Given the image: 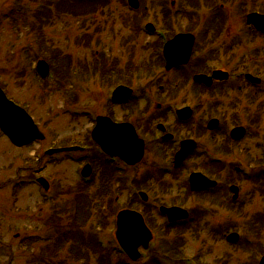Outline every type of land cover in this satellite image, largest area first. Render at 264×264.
Returning a JSON list of instances; mask_svg holds the SVG:
<instances>
[{"label": "rangeland", "instance_id": "1", "mask_svg": "<svg viewBox=\"0 0 264 264\" xmlns=\"http://www.w3.org/2000/svg\"><path fill=\"white\" fill-rule=\"evenodd\" d=\"M58 1L0 0V86L9 99L24 104L22 106L31 114L45 136L44 140L16 148L0 132V237L3 240L0 241V264H96L93 254L88 261L84 259V262L75 261L77 254H81L82 251L79 247L75 252L70 250V238L78 236L82 243L84 238L79 232H91L89 235L95 232L98 236L106 237L105 239L114 240V216L110 210L116 211L124 207L125 197L113 195L109 199L111 206L109 211H106L108 208L104 201L101 206L95 204L100 200L95 197V194L97 190L103 188V177H100L99 171H97L98 177L94 176L89 188L79 185L80 181L77 177L83 163H77V160L88 151L75 153L77 159L74 161L67 160L65 152L55 156L45 153V150L50 147L88 143L93 115L110 112L116 120L129 121L138 115L137 111L152 112L154 108L157 109L159 103L160 109H169L170 116L173 112L172 108L189 105L194 110L193 122L200 119L204 122L206 121L203 116L206 102L217 103V109L221 110L219 117L221 123L219 133L221 134L208 133L205 126H200V130L197 131L199 136L196 137L203 146L200 145L190 162L181 168L180 176L184 177L192 171V168L202 165L204 156L201 154V147L207 149L210 154L213 152L223 156L226 162L222 165L223 168L217 167V169L224 175L229 169L233 172L232 167L239 164L245 165L246 169L249 167L256 171H260L263 167L261 148L258 143L264 134V95L255 94L254 101L258 106L254 108L250 106L252 112L244 116L242 112L244 101L239 93L225 92L216 96L212 94L213 90H210V93L205 90L196 92L189 85L191 82L183 84L180 77L181 71L164 70L163 65L156 61V56H159L156 48L155 68L153 70L141 68L127 80V85L133 89L137 99L132 100L133 95L125 107L110 102L113 85L109 86L102 78L103 83L98 84L94 73H90L92 60L99 57L101 53L105 61L113 57L117 59L127 57L126 61L133 59L135 64L153 61V35L141 32L139 28L140 23L144 25L149 21L155 22V28H162V25L168 24L170 31L164 30L167 33L184 30L194 33L196 39L192 63H195L202 55L204 56L205 51L221 50L207 60L209 68L216 65L226 70H230L231 66H234V69L243 68L245 61L237 65L234 61H237L248 49L251 52L255 49L264 51V40L257 35L254 40L246 38L241 31H246L248 28L244 25L243 17L235 14L234 6L231 9L233 15L227 16L222 28L219 27L223 34L215 39L207 36V30H214V27L213 23H210L211 17L207 12L209 6L205 0H143L141 8L134 12L129 11L121 0H109L96 10L86 13L77 9L71 12L65 8L69 10L67 12L63 7L58 6ZM242 2L256 10H264V0H243ZM178 9H182L183 13L178 14ZM225 9L228 7L226 6ZM44 10L48 20L43 21L42 28L35 29L40 25L38 12ZM192 11H195L196 17H193ZM203 15H209V19L204 18ZM234 36L238 37L237 49L232 47V49L223 50L221 46H218L224 44L226 46L232 37L233 40L236 39ZM224 38H227L226 41ZM158 41L155 34V46ZM234 54H236L235 58ZM261 57H263L262 60L255 59V70H259L263 76L264 56L261 55ZM38 59L49 62L52 70L55 64L65 67L69 60L74 61V64L64 68L63 72L59 73L57 70L56 79L52 73L51 79L42 80L33 73ZM257 60L259 62H256ZM78 61L80 63H77ZM74 66L79 67L80 72H69ZM250 67L251 71H255L252 69L254 65ZM146 70L149 71L146 72ZM181 70L185 71L186 68ZM118 82L117 80L114 83ZM160 86L162 92H159ZM157 94H161V98H158ZM227 102H230L231 107L233 105V108L239 112L226 106ZM223 103L225 104L222 107ZM125 109L128 110L125 111ZM131 110L132 113L129 112ZM232 112L239 116L233 117ZM232 118L238 119L240 125H246L253 120L256 122L242 143L231 141L223 133L232 125L235 126L231 123ZM167 119L170 121L172 117ZM196 130L198 129L194 126L190 131L177 128L175 132L177 137L195 136L193 134ZM142 132L148 137L144 131ZM145 141L148 150L142 162L128 170L123 180L125 186L123 184L122 186L130 192L131 188L127 185L131 174L135 172V179H142L143 176L145 182L149 183V186L142 185L148 194L149 201L158 198L163 201L160 202L161 204L176 203L190 208L206 207V212L201 215L202 219L195 225L198 227L197 234H192L188 228L190 225L184 229L166 231L161 227L163 220L155 216V210L149 207L146 218L153 236L149 245L153 252L147 251L142 254L155 255V248L165 251V244L181 243L179 245L181 247L177 248L178 254L188 257L198 255L200 260L195 258L196 261H194L197 264H215L214 261L221 255L224 264L254 263L253 261L259 258L261 245H264V220L260 223L256 220L257 218L255 219L259 213L264 212V184L260 186L261 184L251 180L246 182L233 179L242 193L238 202L239 207H236L234 211L210 204L207 196L213 193H202L198 195L199 199L190 196L189 190L182 184L184 182L182 177L176 180L165 176L163 183H155L154 186L147 175L155 166L152 160L154 159L155 163L162 162L164 153L155 148V144L150 143L151 140L145 139ZM100 161L103 163L102 160ZM96 164H100L99 160ZM43 166L45 167L42 171H36ZM202 168L201 171L210 175L205 167L202 166ZM36 176L45 177L51 195L57 196L46 201L43 196L44 189L34 184ZM232 177H238L237 173L233 172ZM78 188L91 197L94 196L81 207L77 206L82 202L81 199L71 197ZM61 191L63 195L59 197L58 193ZM116 194H118L117 191ZM72 200L77 203L74 208L71 205ZM104 206L105 211L101 208ZM140 206L142 205H134L135 208ZM98 207L103 211L102 217L104 213L106 214L107 221H103L104 218L100 220L97 218V215L101 213ZM97 222H102L101 226H98ZM212 225L217 228L213 232V237L218 240L211 238ZM222 227L225 229L224 236L231 231L239 233L238 246L229 245L224 236L222 240L219 239ZM27 232L48 234L50 239L52 237L51 242H28L24 240ZM63 236L69 239H60ZM57 238L64 242L62 249L55 250L57 246H51L48 247L50 251L47 245L53 244V241L56 242ZM248 240L256 244L258 250L252 248L255 253L243 249L244 242ZM100 252L112 260L120 256L115 255V252L107 254V250ZM74 254H76L75 258ZM147 261L149 262V259L146 257L140 263L144 264Z\"/></svg>", "mask_w": 264, "mask_h": 264}, {"label": "flooded vegetation", "instance_id": "2", "mask_svg": "<svg viewBox=\"0 0 264 264\" xmlns=\"http://www.w3.org/2000/svg\"><path fill=\"white\" fill-rule=\"evenodd\" d=\"M243 0H205V3L210 7L211 6V10L212 12L209 13L210 17H212V22H218L220 19H227V16H232L233 12H232V8L234 6V12L235 14H239L240 17L242 16L244 19V25L248 28L246 31H241L243 34H245L247 39H252L254 40L256 35L262 37V39L264 40V30L263 31H256L254 29L253 26L248 25L246 23V18L247 15L250 12L255 11L256 9L253 7H248L246 6L245 2H242ZM234 2V3H233ZM227 3V5H226ZM230 3V4H229ZM228 7V9H225L226 6ZM230 5H232L230 7ZM259 12L264 13V11H260V10H256ZM223 34V32H221V30H213V31H207V36L208 38H215L217 39L218 37H221V35ZM236 38V36H234ZM227 38H224V40L226 41ZM238 39V37L233 40V37L231 38V40L224 45H218L219 47L221 46V49H229L232 47H234L235 49H237L236 44L238 41H236ZM153 69L155 68V48L156 51L158 52L159 55V41L157 42V45L155 46V22H154V27H153ZM213 42V41H212ZM225 46V47H224ZM216 47V46H214ZM217 51H221V50H217ZM217 51H205L204 56L202 55L198 60L195 61V63H192L193 60V55H191V57L189 58L188 63L185 65V67H189V69L187 71H185V76L181 79L183 81V84L186 83H190L189 85L193 88V90H195L196 92H202L203 90H205L207 93H210V90L212 91V94L218 96V95H222L223 93L227 92V94H231V93H239L244 101V105L242 106V112L244 114V116H247L249 112H252V110L250 109V106H252L254 108L257 107L258 105L255 103L254 100H256L255 94H257V90L254 88L249 87L250 85L247 84V82L243 79V78H237L236 73L239 72V69H234V66H231L230 70H226L218 65H216V67H212L209 68L207 65V60L211 59L214 55V53H216ZM264 56V51L263 49H259V50H254L253 52H251L249 49L247 50L246 53L241 54L240 58L237 61H234V64L237 65L238 63L241 64L242 62L245 61V65H243V68H248L249 70H251V65H254V68H252L253 70L255 69V59L259 58L260 60L263 59ZM157 57V62L159 61V59H161L160 55L156 56ZM236 57V54H234V58ZM256 62H259V60H257ZM184 65L182 66H177L174 69H181ZM214 66V65H213ZM197 68L199 71H197ZM214 70H222L225 72L226 75V79L225 80H221V79H217V78H212L209 80L210 81V86H206L205 84H201L198 83L196 81H193V75H195L196 73H201V74H205L207 76H211ZM229 71V72H228ZM256 72V70H255ZM258 74L261 76V79L264 82V73L263 76L260 74V71L258 70ZM155 75V74H154ZM253 75L254 71H253ZM233 76V77H231ZM170 95V94H169ZM261 95H264V89H261ZM225 103L222 104V107L224 106ZM237 104V102H236ZM127 104H124L123 106L125 107ZM217 103H208L206 102V109L204 110V118L206 119L205 124L207 123L208 119L210 118H219L220 114H221V110L219 111L217 109ZM184 106H188V105H184ZM184 106H180V107H184ZM226 106H228L229 108H232V110H236L234 109L233 105L231 107V103L227 102ZM180 107H176V108H172L173 112L170 116L169 113V109L166 108H162L160 109V104L158 103L157 109L154 108V110L152 112H145V111H141V112H137V116H135L132 120V123L134 124V127L137 131H139L140 133H142L143 130H145V134L148 135L150 137V143H154L155 144V148L160 149L163 153H164V158L165 159H170L175 154V152L177 151L178 148V143L180 140H182L183 138L185 139H192L195 138L196 142L198 140V138L196 136H199V133L197 131L200 130V126L202 127V123H204L202 120L200 119L199 121L193 122L194 121V110L192 107L189 106L190 111H189V116L190 118H188L187 120H180V119H176V110ZM228 108V109H229ZM171 109V110H172ZM128 109H125V111H127ZM256 110V109H255ZM145 112V113H142ZM236 112H239V110H236ZM241 112V111H240ZM241 112V113H242ZM109 113V112H108ZM111 115V113H109ZM231 114V113H230ZM243 114H241L243 116ZM233 117L235 116H239L237 113L235 114L234 112H232ZM172 119L170 121H167V118H171ZM155 119H161L162 123L166 125L167 130L169 132L172 133L173 135V139L172 141L166 142L163 139L162 134H159L157 132H155V129H153L152 127V122H155ZM115 121H119L114 119ZM219 120V119H218ZM123 121V120H120ZM160 121V120H159ZM202 121V122H201ZM211 123V128L209 129L208 124H206L205 128L211 132L208 133H217V134H221L219 133L221 130V123L220 120L217 123H214L213 121L210 122ZM255 120H253L252 122L249 121V123H246V125L244 124L245 128H246V134L250 133V129L253 128L255 126ZM194 126H196V128L198 130H196L195 132V136H184L181 137L179 139V137H177V133L175 132L177 130V128H181L184 129L186 131H190L191 129L194 128ZM250 127V128H249ZM224 133V132H223ZM177 139V140H176ZM200 147V144L197 142L196 148ZM219 155V154H218ZM153 163L155 164V169H153V178L155 183H160L163 182L162 180L165 177L164 172L162 171V169L165 167L164 165H169V163H155V160H152ZM202 165L199 166L200 169H203V167H205L207 169V171L210 172V175L206 174V172H203L205 175H207L209 178L215 180V185L212 187H205L201 190L192 192L191 190V194L190 196H193L197 199H199L200 197H198V195L202 194V193H209V191H214V194L216 196V204L217 206L222 203V197H223V189L225 187V183L224 178H223V173L221 170L217 169V166H214L215 164H211L209 163L204 157H202V161H201ZM213 165V166H212ZM221 173V174H220ZM158 193V192H157ZM159 194V193H158ZM121 196L124 195L125 197L127 196L126 192L121 190ZM160 195V194H159ZM155 216L156 215V206H160L161 203L163 202L160 199L157 198V200L155 199ZM160 203V204H159ZM163 205L165 206H173V205H177L175 203L173 204H166L163 203ZM182 207V206H181ZM188 212H187V218L192 220V213L191 212H195L193 211V208L188 209V207H186ZM249 250L254 252L255 251L252 248H255V243L250 244L249 243ZM163 255V257H162ZM147 258L150 259V255H146ZM121 261V259H119ZM116 261V259L114 260ZM184 261L185 262V258L181 257V256H175L173 254H167L164 253L163 251L161 252V250H159L158 248H155V264H168L169 262L172 264H175L176 262H181ZM254 262V261H253ZM215 264H224L223 263V259H222V255L219 258H216V260L214 261ZM253 264V263H252ZM257 264V263H254Z\"/></svg>", "mask_w": 264, "mask_h": 264}, {"label": "water", "instance_id": "3", "mask_svg": "<svg viewBox=\"0 0 264 264\" xmlns=\"http://www.w3.org/2000/svg\"><path fill=\"white\" fill-rule=\"evenodd\" d=\"M249 17H251L250 20H252V22H254L257 26L264 28V15L252 14ZM192 42L193 38L191 35L180 34L165 44L164 53L167 58L166 69L187 61L191 51ZM37 66L41 70V75L45 76L47 72V64H45L43 61H39ZM119 89H124L127 93L129 91L123 87H120ZM129 127L130 126L126 124L116 125L108 122L104 118H99L98 125L93 132L94 138L103 148H105V150L114 154L117 152H123L121 155L124 156L126 153L124 152L126 148L122 141L124 142L127 139V142L132 145V140L128 139L129 135L131 134V131L128 130ZM0 130L18 146L26 144L34 139L43 138V135L38 131L31 117L22 108L14 105L10 100H8L1 89ZM118 134L121 136L119 137L121 140H115ZM139 145V154L141 155V141H139ZM181 153L182 152H179L178 155ZM184 154L185 153L183 151L182 155L176 160V162L183 158ZM139 158L140 156H137L136 159L129 162L133 163ZM192 180V188H201L202 185L205 184L203 182H205L206 179L200 174H194L192 176ZM129 215L130 214H125L122 212L119 214L116 235L120 242L129 250V253H132L137 245L140 243H145L149 239L150 233L143 224V221L139 215L136 214V217L132 216V218H126ZM227 238L229 240H235L237 238V234H230ZM259 264H264V256L262 257Z\"/></svg>", "mask_w": 264, "mask_h": 264}, {"label": "trees", "instance_id": "4", "mask_svg": "<svg viewBox=\"0 0 264 264\" xmlns=\"http://www.w3.org/2000/svg\"><path fill=\"white\" fill-rule=\"evenodd\" d=\"M75 2V3H73ZM103 4L102 0H64L62 7L65 8H72V6L79 7L80 11H82L84 8L87 10H96L99 8V5ZM87 12V11H85ZM54 69L58 71H63V65H54Z\"/></svg>", "mask_w": 264, "mask_h": 264}]
</instances>
